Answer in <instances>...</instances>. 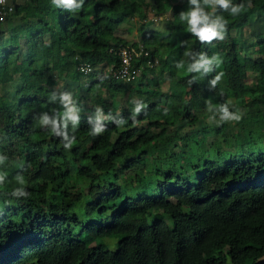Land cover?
I'll list each match as a JSON object with an SVG mask.
<instances>
[{"label": "trees", "instance_id": "1", "mask_svg": "<svg viewBox=\"0 0 264 264\" xmlns=\"http://www.w3.org/2000/svg\"><path fill=\"white\" fill-rule=\"evenodd\" d=\"M175 1L189 9L188 0H84L73 13L13 0L0 21V85L16 86L13 97L0 93V264H264V33L251 55L234 36L264 15V0H229L244 4L237 16L216 6L227 33L210 44L179 13L163 18ZM124 25L134 40L118 35ZM123 47L142 66L132 81L113 76ZM188 51L221 64L188 73ZM67 70L77 82L65 84L66 108L56 86ZM135 103L147 107L134 114ZM224 104L239 122L221 120ZM42 113L77 118L64 129L76 137L70 149L40 127ZM211 117L217 124L197 127ZM97 122L105 132L93 136ZM17 188L27 195L14 197Z\"/></svg>", "mask_w": 264, "mask_h": 264}, {"label": "clouds", "instance_id": "2", "mask_svg": "<svg viewBox=\"0 0 264 264\" xmlns=\"http://www.w3.org/2000/svg\"><path fill=\"white\" fill-rule=\"evenodd\" d=\"M51 4L55 8L63 6L65 10L75 13L82 8L84 0H80L78 4L75 3V0H51ZM188 4L189 9L179 13V18L182 22L187 23L190 34L202 44H210L214 40H223L226 36L228 21L223 16H216L213 18V16H215L216 6H219V9L224 12H228L231 16L239 15L245 8L243 3L230 5L229 0H203V6L201 0H188ZM205 6L211 7L213 12L210 14L205 10ZM181 43L183 44L184 42ZM185 55L193 61L187 65L186 71L188 73H198L201 69H203L204 73H208L212 70L210 66L214 62L217 67L221 64V60L217 55H213L211 58H208L204 52H201L198 59L191 51L186 52ZM175 66L177 69L184 67L182 62L177 63ZM224 75V72H219L213 79L212 85L215 86L218 82H220ZM51 99L52 101H55V94H52ZM60 99L66 108L69 104L73 103L71 93H62ZM142 107H147V105L143 103H135L133 110L134 114L139 113ZM68 111L71 112L72 109H68ZM97 111H99V109H97ZM219 111L222 121L239 122L242 118L237 111L230 112L228 104L220 105ZM68 119H71L73 123H76L77 120L76 117L69 115H66L64 118L57 119L56 117L50 118L46 113H42L37 122L41 128H48L51 134L58 137L63 143L65 149H70L75 142L76 137L74 135L69 136L67 132L64 131V129H67ZM131 119L134 120L135 116L131 117ZM115 123L117 126H121L125 124L126 121L117 120ZM90 132L93 136H99L105 132V128L97 122V125L92 127ZM6 160L7 156H0V165L4 164ZM17 180L21 184L25 182L22 176L17 177ZM0 183H3L2 176H0ZM12 195L18 198L26 196L27 193L23 188H17L13 189Z\"/></svg>", "mask_w": 264, "mask_h": 264}, {"label": "rangeland", "instance_id": "3", "mask_svg": "<svg viewBox=\"0 0 264 264\" xmlns=\"http://www.w3.org/2000/svg\"><path fill=\"white\" fill-rule=\"evenodd\" d=\"M22 0H16V2L20 3ZM182 2V1H181ZM180 2V3H181ZM178 1L175 2H169L168 6H169V10L168 13L166 15L163 16V18H169L173 21H177L175 14L176 13H181L184 10V8L182 7V4H180ZM153 16H151L150 21L149 22V28L152 27V21H154L155 18H153ZM250 19L248 24L242 28H239L237 30L234 31V36H236L239 40V42L241 43V45L244 46L243 52L245 55H251V47L250 44L252 42H254V38L253 35H255L256 33L260 32V33H264V15L262 14H257L254 13L253 15L250 16ZM127 25L122 26L119 30H118V35H120L123 38H127L130 40H134L135 39V29L132 30V32L130 34H128V32L126 31ZM165 52H168V49H164ZM39 53V52H38ZM31 80V78L27 79V81ZM57 94L60 95L63 93L64 91V87L65 84L67 83L68 85H72L73 82H77V77L76 75L70 71H64L61 74V78L57 80ZM18 85V84H17ZM15 85L14 84H10V83H6V84H1L0 85V93L1 94H6L9 97H13L14 93H15ZM67 91V90H65ZM66 93V92H65ZM103 98L106 99V101L108 103H110L109 99H108V95L107 93H103ZM121 101H124L125 98L120 99ZM218 122V118L216 117H211L208 120H203L200 119V122L197 123V127H202L204 125H215ZM184 129H189L187 126L184 127ZM213 138V136L208 137L207 138V142L209 143V141H211Z\"/></svg>", "mask_w": 264, "mask_h": 264}, {"label": "built area", "instance_id": "4", "mask_svg": "<svg viewBox=\"0 0 264 264\" xmlns=\"http://www.w3.org/2000/svg\"><path fill=\"white\" fill-rule=\"evenodd\" d=\"M14 11L13 0H0V21L4 20ZM140 53L143 52L144 57L148 58V51H144L142 48L139 50ZM134 55L138 56V52L130 49L128 47H123L119 51L120 58V68L117 71L113 72L115 79H120L123 81H132L139 77L142 66L137 68L132 67V61ZM156 64V61L153 63ZM150 63L149 59L146 60V66L151 67L153 65ZM79 71L87 76L91 71L92 67L89 63H83L79 67Z\"/></svg>", "mask_w": 264, "mask_h": 264}]
</instances>
